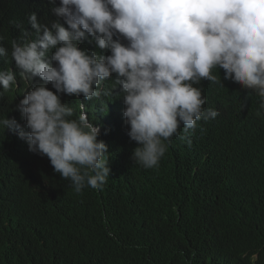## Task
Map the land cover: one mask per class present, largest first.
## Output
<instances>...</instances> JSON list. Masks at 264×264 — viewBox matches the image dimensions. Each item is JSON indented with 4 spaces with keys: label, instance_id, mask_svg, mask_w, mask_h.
<instances>
[{
    "label": "clouds",
    "instance_id": "1",
    "mask_svg": "<svg viewBox=\"0 0 264 264\" xmlns=\"http://www.w3.org/2000/svg\"><path fill=\"white\" fill-rule=\"evenodd\" d=\"M47 4L49 19L12 22L19 42L0 34L4 174L52 166L77 193L103 190L112 150L152 169L198 121L264 110V0Z\"/></svg>",
    "mask_w": 264,
    "mask_h": 264
},
{
    "label": "trees",
    "instance_id": "2",
    "mask_svg": "<svg viewBox=\"0 0 264 264\" xmlns=\"http://www.w3.org/2000/svg\"><path fill=\"white\" fill-rule=\"evenodd\" d=\"M47 3L0 0L8 47L22 38L12 22L26 28L29 11L49 19ZM260 104L198 121L191 143L177 139L180 151L152 169L112 150L103 190L77 193L52 166L0 172V264H264Z\"/></svg>",
    "mask_w": 264,
    "mask_h": 264
},
{
    "label": "bare ground",
    "instance_id": "3",
    "mask_svg": "<svg viewBox=\"0 0 264 264\" xmlns=\"http://www.w3.org/2000/svg\"><path fill=\"white\" fill-rule=\"evenodd\" d=\"M13 92H16V91H13ZM18 100H21V99H18Z\"/></svg>",
    "mask_w": 264,
    "mask_h": 264
}]
</instances>
